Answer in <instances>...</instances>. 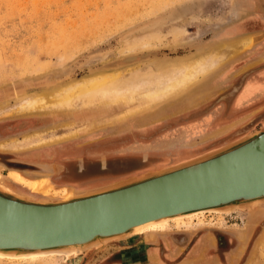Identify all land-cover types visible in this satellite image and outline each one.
<instances>
[{"label": "rangeland", "instance_id": "374dc122", "mask_svg": "<svg viewBox=\"0 0 264 264\" xmlns=\"http://www.w3.org/2000/svg\"><path fill=\"white\" fill-rule=\"evenodd\" d=\"M259 6H264V0H0V103L104 71L121 70L126 66L122 61L125 52L120 50L131 41L141 44L144 37L155 33L162 35L160 42L154 43L157 46H151L153 54L144 59L138 50L137 62L175 60L201 54L219 41L252 36L247 47L212 72L204 81L206 87L198 85L194 99L179 106H154L151 110L156 112L145 117L135 113L124 121L108 122L113 115L120 116L137 106V102L125 101L111 105L110 111L100 116L106 114L105 118L94 123L99 113L85 107H77L75 112L0 113L1 143L71 120L79 129L74 137L32 148H0V185L30 198L66 197L197 156L261 129V125H244L230 131L233 123H213V108L210 115L204 110L196 112L204 105H215L217 94L239 73L264 59V14L258 12ZM172 41L178 45L168 44ZM85 125L89 130L83 132ZM226 130L230 132L225 134ZM104 142L109 144L100 145L105 147L103 153L129 162L137 158L139 163L85 188L51 180L50 163L56 149ZM142 156L148 160L142 161ZM6 157L27 168L8 167ZM10 171L36 181L35 189L12 181ZM259 250H264V207L257 204L229 212H203L180 222L170 220L164 227L143 229L79 254L61 258L49 254L37 260L0 258V264H264V253L261 251V256Z\"/></svg>", "mask_w": 264, "mask_h": 264}, {"label": "water", "instance_id": "95a60500", "mask_svg": "<svg viewBox=\"0 0 264 264\" xmlns=\"http://www.w3.org/2000/svg\"><path fill=\"white\" fill-rule=\"evenodd\" d=\"M262 199L264 128L72 196L29 198L0 186V250L77 246L81 253L149 220L212 207L248 209Z\"/></svg>", "mask_w": 264, "mask_h": 264}, {"label": "bare ground", "instance_id": "6f19581e", "mask_svg": "<svg viewBox=\"0 0 264 264\" xmlns=\"http://www.w3.org/2000/svg\"><path fill=\"white\" fill-rule=\"evenodd\" d=\"M174 30L175 31H173V35H176L175 32L177 29ZM179 32L181 33V31ZM161 35L158 36V34L155 33L148 37H144L145 39L142 37L144 39L143 42H141V40H136V42L139 41L141 42V44H138V42L136 44L133 41H131L132 43L128 42V44H130L128 46H124V50H122L123 48L120 50L122 53L125 52L122 57V61L126 66L121 70L115 72L104 71L75 81H70L67 84L56 87L52 90H43L35 94L23 95L18 98L14 97L13 99L6 100L0 103V113L14 112L17 114H33L37 112H75V108L85 107L87 109H95V111L99 113L97 115V118L93 120L94 123V121H101L105 118L106 114L102 118H100V116L106 112L108 113L110 111L111 105H115L117 103L125 101L130 103L137 102V106L130 110L124 111L120 114V116H118L117 114L113 115L112 117L107 119L108 122L112 123L124 121L130 118L133 114L135 115V113H142L141 116L145 117L146 115H151L156 112V110H151L154 106H157V108H159L160 104H165L166 106L176 104L177 106H179V103L181 102L191 101L192 99H194L196 93L195 90L198 85L202 84L206 87V83L204 81H207L211 78L212 72L216 71L221 63L232 58L234 55H237L241 50L247 47L250 44L252 37L246 35L237 40L219 41L215 45L208 47L207 49L202 51L201 54H188L184 57H178L175 60H164L156 63L155 58H150L148 60L137 62V55L135 53L140 50V53L138 54H140L141 58H144L148 54H153L151 53V50H153L151 49V46H157H155L154 43L160 42L161 39L159 38L161 37ZM173 37L177 38L179 36ZM174 38L172 40H174ZM155 39L157 40L154 41ZM172 42L173 43L168 42V44H176V41L175 43L174 41ZM176 45H178V42ZM179 93H183L181 99L173 100L172 98H174V96ZM82 114L83 112L80 113V115ZM72 122L73 121L71 120L69 122L59 124L50 130L47 129L48 131L46 130L33 132L29 135L20 137V139L14 138L6 142L4 141L3 143L0 142V148L20 150L24 147L32 148L42 144L74 137L78 134L79 129L75 127V122ZM83 128V132L87 129L89 130L88 125L83 126ZM8 177L15 183L23 185L28 189H32L37 185L36 181L25 178L21 173L17 171H10L8 173ZM0 186L6 190H9L2 185ZM13 193L19 196L29 197V195L24 193ZM77 193H71L67 196H72ZM258 204L264 207V201H260L258 202ZM203 212L222 211L216 209L215 207H212L197 209L194 211L179 213L167 217H161L135 226L133 228V232H137L147 228L153 229L164 227L170 220L180 222L185 218H189L197 214H203ZM223 212H229V210ZM259 251L261 256H263L264 250ZM261 251L263 253H261ZM79 252L80 251L77 249V246H70L60 249H36L15 253L0 250V258H16V260H37L42 257L50 256L51 254L55 255L57 258H61L60 255H69ZM250 264L255 263L252 262Z\"/></svg>", "mask_w": 264, "mask_h": 264}, {"label": "flooded vegetation", "instance_id": "af4514ba", "mask_svg": "<svg viewBox=\"0 0 264 264\" xmlns=\"http://www.w3.org/2000/svg\"><path fill=\"white\" fill-rule=\"evenodd\" d=\"M255 63L239 73L235 81L217 94L215 105L210 107L204 105L196 112L204 110V114H208L213 108L216 110L212 119L213 123L223 126L233 123V125L228 127L230 131L244 125L246 127L261 125V129H263L264 59L257 60ZM253 78L262 82L260 93L255 88H251L248 93L242 95L244 87ZM229 130L224 131V133L230 132ZM106 144H109V142L102 144L93 143L86 146L75 144L68 145L62 149H56L54 152V162L50 163L51 180L63 186L85 188L91 183L107 179L113 175L115 176L124 168L133 169L139 163L137 162V158H133L129 162L128 159L124 157L120 158L116 154L103 153L102 149L105 147L102 148L103 146L101 147L100 145ZM142 159V161L148 160L147 156H142ZM5 160L8 167H17V169H21L22 167L27 168L25 165L17 163L19 161L10 157L4 158ZM116 160L118 161L116 162Z\"/></svg>", "mask_w": 264, "mask_h": 264}, {"label": "crops", "instance_id": "0c3cea01", "mask_svg": "<svg viewBox=\"0 0 264 264\" xmlns=\"http://www.w3.org/2000/svg\"><path fill=\"white\" fill-rule=\"evenodd\" d=\"M258 8H259L258 9V12L264 14V9H263L264 6L263 7L262 6H259ZM251 88H255L256 91L258 93H260V90L262 89V82L261 81H258V79H254V78L251 79V81H248L247 85L244 87V89L242 91V95H245L246 93H248Z\"/></svg>", "mask_w": 264, "mask_h": 264}]
</instances>
